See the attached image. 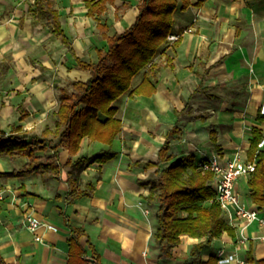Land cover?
I'll return each mask as SVG.
<instances>
[{"label":"crops","instance_id":"0c3cea01","mask_svg":"<svg viewBox=\"0 0 264 264\" xmlns=\"http://www.w3.org/2000/svg\"><path fill=\"white\" fill-rule=\"evenodd\" d=\"M55 1L56 7L59 1L64 4L65 9H57L74 50L71 52L50 33L54 38L52 49L57 50V55L51 52L56 56L55 62H59L57 71L61 76H69V82L86 81L90 72L76 66V57L86 62L97 61V50L106 49L108 45L103 35L113 36L130 27L138 15L140 0H115L99 17L87 15V0ZM28 8L17 10L12 26L24 32L18 35L33 39L38 29L45 26L33 22ZM109 17L113 18V25L103 22ZM174 17L173 34L182 35L180 42L175 45L176 41H169L166 51L155 60L160 68L155 73H147L151 81L156 82L152 95L128 92L116 103L123 128L113 144L84 138L75 156L60 148L63 170L60 180L43 174L25 178L0 176V252L5 264H67L69 222L84 229L82 244L87 247L91 243L104 264H158L157 204L145 200L150 190L139 183L153 177L155 168L145 171L142 167L130 169L129 165L157 162L160 149L168 140L173 159L163 163L162 169L188 155L200 161L221 153L227 160L240 152L248 159L252 131L257 129L264 133L260 112L264 99V0H192L187 10H177ZM89 19H100L94 27L105 46L94 49L92 59L84 58L83 49L87 48L88 38L77 41L71 37L72 34H86V27L92 26ZM5 29L0 28L1 35ZM7 37L4 44L11 38ZM59 46L66 50L65 59L74 62L71 69L69 62L59 59L62 52ZM36 58L42 63L40 66L37 62L29 66L22 57L23 67L12 76L25 79L31 73L29 77H36V73H42L41 69L52 67L43 55ZM62 67L65 72L61 71ZM145 72L144 69L134 77L132 89L142 82ZM16 83L12 81L4 89L19 90L21 83L17 86ZM34 88L24 91L31 96L24 94L14 113L13 107L0 104V124L5 132L9 124L18 121L12 131L20 126L23 133L43 136L38 130L48 124L52 95L47 84ZM21 90L19 92H23ZM219 97L224 100L221 107ZM29 98L32 103H27ZM26 113L27 118L21 120ZM212 131L220 151L212 143ZM100 153H114L115 157L81 170L70 164V161ZM41 154L43 151L38 152ZM26 161V158L0 157V173L20 169ZM69 180L76 188L75 193L88 187H93L94 191L69 205L66 200ZM236 191L248 207L259 209L248 195V177L238 179ZM259 210L264 216V209ZM26 212H32L42 222L36 232L30 231L25 224L23 215ZM226 218L236 229V236L224 233L194 258L192 264L206 262L212 256L219 258V264H264V241L258 224L252 223L242 231L239 220L231 223ZM244 237L248 240L243 241ZM202 241L204 239L182 236L180 245L172 250L170 258L161 261L162 264H182L192 246ZM220 250H224L221 257L218 256Z\"/></svg>","mask_w":264,"mask_h":264},{"label":"trees","instance_id":"16d2710c","mask_svg":"<svg viewBox=\"0 0 264 264\" xmlns=\"http://www.w3.org/2000/svg\"><path fill=\"white\" fill-rule=\"evenodd\" d=\"M114 2L87 0V15L99 17ZM191 5L192 0H140L138 15L130 27L113 36L103 35L108 45L106 49L97 50V61L86 62L76 57V66L90 72V77L86 81H70L69 86L60 88L59 108L54 113V129L46 128L42 137L23 133L20 126L8 134L0 124V157L27 159L20 169L0 173V176L25 178L43 174L60 180L63 172L60 148L67 149L71 156H75L80 152L84 138L90 142L113 144L123 128V122L117 116L119 108L116 103L128 92L131 95L153 94L156 82H152L151 75L147 73H155L160 68L155 60L169 43V36L174 33L175 12L187 10ZM28 15L36 25L48 26L50 33L74 53L71 40L62 27L61 14L55 0H34L28 8ZM179 42L180 39L175 45ZM144 69L146 74L142 82L132 89L134 77ZM27 116L26 113L21 120ZM261 119L264 120V115ZM252 135L247 158L255 162L256 167L248 177V195L259 209H264V151L258 148L263 134L254 129ZM211 140L220 151L214 131L211 132ZM39 151H43V154L38 155ZM114 157V153H100L70 161V164L81 170L95 162L106 163ZM172 159L168 140L160 149L157 162L129 165L130 169L142 167L145 171L155 168V177L140 180L139 183L150 190L145 200L157 204L155 244L159 249L158 264L172 256V250L180 245L182 236L204 239L190 249L192 260L224 233L236 236V229L228 222L220 204L215 200L211 185L214 173L198 168L199 162L207 160L197 161L194 155H188L162 169L161 165ZM69 185L66 199L69 205L94 191L93 187H88L75 193L76 188L70 180ZM25 194L37 196L28 192ZM68 226L71 236L67 264H104L91 243L87 247L82 244L84 229L70 222ZM249 260H252L250 255ZM191 261L186 260L182 264H192ZM0 264H5L1 252ZM200 264H219V258L212 256Z\"/></svg>","mask_w":264,"mask_h":264},{"label":"rangeland","instance_id":"374dc122","mask_svg":"<svg viewBox=\"0 0 264 264\" xmlns=\"http://www.w3.org/2000/svg\"><path fill=\"white\" fill-rule=\"evenodd\" d=\"M33 0H0V28L5 27L4 30L5 33L1 35L0 33V39H3L0 43V104H5L6 106H11L12 113L15 111V107L18 105L19 101L22 99V96L25 94L26 97L31 96L29 93H24V91H30L32 88L36 89L34 87H38L41 84H47V89L50 90V94L52 95V99L49 106V112L47 115V122L48 124L44 127H42L38 132H45L46 128L54 129L55 124V117L54 113L57 111L59 102H60V88L64 86H69V80L70 77L67 76H61L60 73L57 71L58 69V63L56 61L57 50L53 51L52 49V43L54 41V38L50 35V29L48 26H45L42 29H38L37 34L34 35L33 39H26L22 37L24 32L19 31V29H16L12 26V21L17 18V10L28 8L30 5H32ZM57 7L60 9H65L64 4H62L61 1L57 2ZM120 15V14H118ZM120 17V16H118ZM100 19H89L90 24L86 27L88 32L86 34H81L74 36L71 35L73 40L77 41H84L85 38H88L89 42L86 43L85 49H83V52L85 55L84 58L92 59L94 52V49L97 47H105L104 44L101 42V35L98 30H95L96 21ZM103 22L110 23L111 25L114 24L113 18L109 17L108 19H103ZM21 34V35H18ZM8 35L11 36L8 43L4 44L5 39H8ZM75 37V38H74ZM58 40L60 44H62L61 40ZM63 45V44H62ZM60 50L62 51L59 53V59L61 58L62 61L69 62L67 59H65L66 50L63 49L62 46ZM168 46L161 51L159 54L160 56L166 51ZM51 52H53L51 55ZM60 52V51H59ZM27 53V54H26ZM43 58H46L48 62L52 65L51 68H47L46 70H42V73H36V77H29L31 73H28L27 78L20 79L18 76L13 77L12 75L18 73V71L23 67V63L21 61L24 59V61L30 66L35 65V62L40 66L42 64L36 56H42ZM158 55V56H159ZM23 57V59H22ZM38 59V60H37ZM69 69L72 68V65H74V62H69ZM60 66V64H59ZM66 65H64L65 67ZM37 67V65H36ZM61 71L65 72V68H60ZM13 73V74H12ZM65 74V73H64ZM34 75V74H33ZM32 78V79H31ZM12 81H16V86L20 84L19 90L23 92H19V90H9L6 91L4 89L5 85H11ZM22 81V82H21ZM48 81V83H46ZM6 89H9L6 88ZM14 92V93H11ZM220 107L224 105V100H222L221 97L218 98ZM32 103V98H29L27 100V103ZM226 107V106H225ZM224 107V108H225ZM20 115V114H19ZM19 118V116H18ZM18 122V121H16ZM9 124V126L6 127V132L10 133L15 128V123ZM155 175V174H154ZM153 175V177H155ZM185 260H192L189 255H187Z\"/></svg>","mask_w":264,"mask_h":264},{"label":"built area","instance_id":"2783aa9c","mask_svg":"<svg viewBox=\"0 0 264 264\" xmlns=\"http://www.w3.org/2000/svg\"><path fill=\"white\" fill-rule=\"evenodd\" d=\"M188 31L192 32V29ZM181 36L180 34H172L168 40L171 42L177 41ZM260 112L264 115V99ZM258 148L264 151V133ZM206 160L207 162H199L198 168L214 173L211 185L215 192V200L220 204L225 216L228 217L231 223L239 220L242 225V231L250 224L256 222L262 230L261 240L264 241V216L258 208H250L243 203L236 191L238 179L247 178L255 171V162L244 158L240 152L227 160L224 159L221 153H215ZM23 218L28 229L32 232H36L43 225L32 212H26ZM37 239L39 240V237ZM247 240L245 238L243 241ZM223 255L224 250H220L218 256L221 257Z\"/></svg>","mask_w":264,"mask_h":264}]
</instances>
